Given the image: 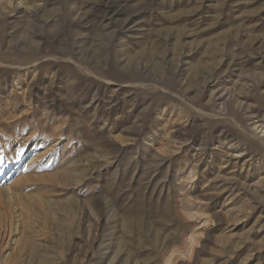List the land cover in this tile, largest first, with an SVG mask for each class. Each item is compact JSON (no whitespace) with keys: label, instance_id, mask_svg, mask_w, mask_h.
<instances>
[{"label":"rangeland","instance_id":"rangeland-1","mask_svg":"<svg viewBox=\"0 0 264 264\" xmlns=\"http://www.w3.org/2000/svg\"><path fill=\"white\" fill-rule=\"evenodd\" d=\"M260 120L264 0H0V264H264Z\"/></svg>","mask_w":264,"mask_h":264},{"label":"bare ground","instance_id":"bare-ground-1","mask_svg":"<svg viewBox=\"0 0 264 264\" xmlns=\"http://www.w3.org/2000/svg\"><path fill=\"white\" fill-rule=\"evenodd\" d=\"M108 4H110V3H108ZM118 7L119 6H118V4L116 2H113L111 5L107 6V9H106L107 16L111 17V16H114V15L115 16L118 15L120 13ZM104 14H105V12H104ZM245 119H246V123H249V122L253 121L254 119H257V117L255 118V116H253L252 113L247 112V116L245 117ZM257 123H260L262 125V129H264V121L263 120L257 121ZM252 125H255V124H252ZM256 129H258V128H256Z\"/></svg>","mask_w":264,"mask_h":264}]
</instances>
